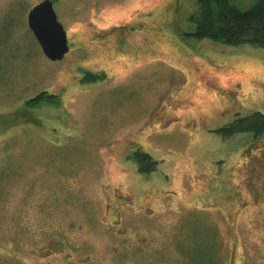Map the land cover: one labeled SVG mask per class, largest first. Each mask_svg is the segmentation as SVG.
I'll use <instances>...</instances> for the list:
<instances>
[{"label":"rangeland","instance_id":"rangeland-1","mask_svg":"<svg viewBox=\"0 0 264 264\" xmlns=\"http://www.w3.org/2000/svg\"><path fill=\"white\" fill-rule=\"evenodd\" d=\"M42 1L0 0V264H264V136L216 132L264 113V48L194 39L196 0H51L52 61Z\"/></svg>","mask_w":264,"mask_h":264},{"label":"trees","instance_id":"trees-1","mask_svg":"<svg viewBox=\"0 0 264 264\" xmlns=\"http://www.w3.org/2000/svg\"><path fill=\"white\" fill-rule=\"evenodd\" d=\"M197 9L189 16L193 31L189 33L196 40H209L229 46L251 45L264 48V0L256 2L248 9H239L231 0H196ZM86 79L97 76L87 73ZM58 95L41 93L23 106L21 113L27 115L44 105H57ZM22 115V114H21ZM216 132L229 139L237 134H252L256 140L264 136V113L255 111L247 116H239L233 122L218 128ZM139 166V172L150 174L156 170L158 162L138 150L132 156Z\"/></svg>","mask_w":264,"mask_h":264},{"label":"water","instance_id":"water-1","mask_svg":"<svg viewBox=\"0 0 264 264\" xmlns=\"http://www.w3.org/2000/svg\"><path fill=\"white\" fill-rule=\"evenodd\" d=\"M28 25L46 57L52 61L64 59L70 45L67 32L54 11L53 1L44 0L34 6L28 14Z\"/></svg>","mask_w":264,"mask_h":264}]
</instances>
